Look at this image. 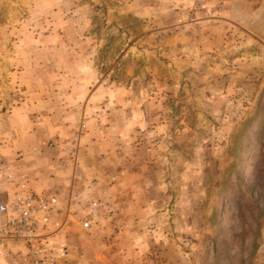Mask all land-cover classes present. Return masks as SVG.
Wrapping results in <instances>:
<instances>
[{
    "label": "rangeland",
    "instance_id": "1",
    "mask_svg": "<svg viewBox=\"0 0 264 264\" xmlns=\"http://www.w3.org/2000/svg\"><path fill=\"white\" fill-rule=\"evenodd\" d=\"M231 1L0 0V184L80 124L81 171L119 178L118 234L63 236L66 264H264V0Z\"/></svg>",
    "mask_w": 264,
    "mask_h": 264
},
{
    "label": "built area",
    "instance_id": "2",
    "mask_svg": "<svg viewBox=\"0 0 264 264\" xmlns=\"http://www.w3.org/2000/svg\"><path fill=\"white\" fill-rule=\"evenodd\" d=\"M86 130L87 125L80 124L62 147L64 156L75 167L80 161ZM56 147L55 143L48 145L49 150ZM118 179L114 172L107 178L73 177L68 186L56 185L52 190L37 192L27 174L7 170L4 181L7 198L0 200V246L19 244L16 251L10 249L13 264H66L72 249L62 240L63 236L76 230L97 235L106 228L118 234L117 218L121 210Z\"/></svg>",
    "mask_w": 264,
    "mask_h": 264
},
{
    "label": "crops",
    "instance_id": "3",
    "mask_svg": "<svg viewBox=\"0 0 264 264\" xmlns=\"http://www.w3.org/2000/svg\"><path fill=\"white\" fill-rule=\"evenodd\" d=\"M236 4L235 0H232L230 5ZM231 12V11H229ZM235 13L231 12V18L234 20ZM251 14V13H249ZM243 21H247V26L252 25L253 23L257 25L259 19L255 17H250L245 15V13L242 15ZM238 20V18H237ZM256 21V22H255ZM259 34H257L258 36ZM26 73L19 74L20 76H17V81L12 82L13 88L16 90V86L18 85L23 90L21 91L23 96L21 98V102L17 103L16 107L13 109V114L17 115V118L19 120V126L20 129L23 131H29V121L20 122V120H23L24 118H29V111H37L34 104L30 106L29 103H32V99H29V74L28 70L26 69ZM20 73V72H19ZM19 83V84H18ZM43 113V112H42ZM44 114V113H43ZM46 115V114H45ZM21 117L23 119H21ZM29 120V119H28ZM23 123V124H20ZM35 144H38L39 142H34ZM34 144V145H35ZM30 143H24L22 142L20 144V149L23 150V155L25 156L24 159H20L18 161H15L13 163V167L15 168L13 172L17 174H27L31 179V186L33 190L39 192L44 189H54V187L57 185H64L68 186L71 184L73 177L77 178L82 177L85 178H91L89 175L95 171V167H101L97 164V166L94 165V163H87L88 169L87 172H82L81 166L79 164L75 167L73 165V162L69 159L64 157V153L62 152V144L60 146H57L54 150H49L48 146H41L37 145L34 146ZM43 145V144H42ZM10 161H13L14 155L20 156L21 153L18 154L17 148H11L10 150H6ZM22 152V151H20ZM28 159V161H27ZM86 159H88L86 157ZM92 168V170L90 169ZM102 168V167H101ZM97 172V170L95 171ZM93 176H96L92 174ZM5 184H0V193L4 191ZM7 198V195L3 192L0 194V200L4 201ZM75 233V232H74ZM9 260L13 261V257H9Z\"/></svg>",
    "mask_w": 264,
    "mask_h": 264
}]
</instances>
